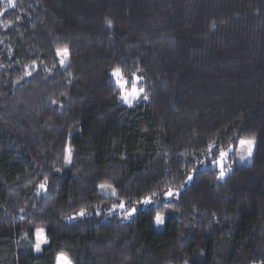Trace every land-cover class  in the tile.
<instances>
[{
  "label": "trees",
  "instance_id": "obj_1",
  "mask_svg": "<svg viewBox=\"0 0 264 264\" xmlns=\"http://www.w3.org/2000/svg\"><path fill=\"white\" fill-rule=\"evenodd\" d=\"M116 66L140 69L147 102H120ZM238 137L255 138L252 160L217 180L207 146L234 156ZM170 187L181 195L165 207ZM153 192L129 221L105 212ZM37 227L50 241L40 253ZM60 252L73 264H264V0H0V264Z\"/></svg>",
  "mask_w": 264,
  "mask_h": 264
},
{
  "label": "snow or ice",
  "instance_id": "obj_2",
  "mask_svg": "<svg viewBox=\"0 0 264 264\" xmlns=\"http://www.w3.org/2000/svg\"><path fill=\"white\" fill-rule=\"evenodd\" d=\"M8 6L14 7V0H8ZM107 26L111 28L112 22L107 21ZM214 27V26H213ZM56 55L59 58V65L60 67H67L68 66V60L70 58V50L67 46H64L63 48H58L56 51ZM26 76L32 75L31 72H26ZM72 74L69 73V76ZM113 81L115 88L118 90L115 95L120 100L121 103L124 105H127L128 107H134L136 104H138L141 100L147 102L149 100L148 93L146 89L141 85V82L144 80V77L140 75V69L137 68L135 72L131 74V76H126L124 70L120 66L113 67L110 74H109ZM71 82V81H70ZM52 104H56V100L51 101ZM255 138L249 137V138H240L238 137V147H239V160L243 162L244 160L251 158L254 151L255 146ZM217 141H212L207 146V152L206 155L210 157V163L218 168V175L216 177L217 180L224 179L226 172L231 169V165H226L225 160L228 157V154L230 151H232L235 147V145H229L228 150H225L224 148H220L218 151V154H214L213 150L217 148ZM67 155L64 157L65 164L70 165L72 163V149L71 147H68L66 149ZM246 154V155H245ZM201 164L204 163V161H200ZM235 163V161H233ZM56 171H60V169H56ZM197 169L194 167L191 172L186 177V183L193 180L194 176L193 173H195ZM46 183H47V177H45V182L39 184V188L41 190H46ZM181 187H184L182 185ZM99 189L104 192H108L112 196H116L117 192L116 189L111 184L101 183L99 184ZM157 193L153 192L150 196H145L141 201H138V203H142L145 205L152 204L155 202L154 198L156 197ZM181 195V191L179 189L173 190L171 187L168 188L163 193L164 201H165V207H170L171 203L174 199H178ZM119 212V214L122 216L123 219H129L132 217L136 212L137 208H127L124 201H120L118 204H113L110 208L107 210L108 215H112L114 213ZM103 213V209L101 207H96L92 210V212H89L86 208H81L77 213H75L73 216L67 217L69 221L76 220L77 218L85 217L86 215H97L100 216ZM166 217L164 213L157 212L154 216V224L156 226H161L165 224ZM28 234L26 233V236ZM34 236V242L32 243L33 250L36 253H40L44 250V246L48 245L50 243L49 239L46 235V230L43 227H37L35 228L34 232L32 233ZM55 264H73V260L64 252H60L56 255L55 258ZM185 264H189L188 261H185Z\"/></svg>",
  "mask_w": 264,
  "mask_h": 264
},
{
  "label": "rangeland",
  "instance_id": "obj_3",
  "mask_svg": "<svg viewBox=\"0 0 264 264\" xmlns=\"http://www.w3.org/2000/svg\"><path fill=\"white\" fill-rule=\"evenodd\" d=\"M3 1H7L8 2V0H3ZM69 147V146H68ZM67 147V148H68ZM228 148H229V146H226V147H224V149L225 150H228ZM254 148H255V146H254ZM233 151H234V149L232 150V151H230L229 152V154H228V157L226 158V160H225V164L226 165H231V169L235 166V165H245V164H249L250 162H251V160H252V157L251 158H248V159H246V160H244L243 162H241L240 160H239V155H240V152H239V147H238V144H237V146H236V148H235V153H234V156H232V154H233ZM253 153H254V151H253ZM218 154V153H217ZM67 155V151H66V154H65V156ZM246 155V154H245ZM253 156V155H252ZM233 161H235V163H233ZM208 164L210 165V166H213L211 163H210V161L208 162ZM215 167V166H214ZM217 168V167H216ZM218 169V168H217ZM230 169V170H231ZM230 170H228L227 172H226V174L230 171ZM219 171V170H218ZM188 183V182H187ZM98 191H99V193L100 194H103V195H106V196H110V197H115V196H112V195H110L108 192H104V191H101L99 188H98ZM120 201H118V203H119ZM117 203V204H118ZM144 206H146L145 204H142V203H137V204H135V205H133L132 207H135V208H137V210L138 209H140V208H143ZM132 207H130V208H132ZM108 208H110V207H108ZM108 208H106L105 209V212L107 213V210H108ZM89 212H92V210H88ZM78 212V211H77ZM77 212H75V213H77ZM75 213H73V214H71L70 216H73ZM115 214V213H114ZM116 214H118V216H119V218L122 220V221H129V220H131L132 218H133V216L135 215H133L132 217H130L129 219H123L122 218V216L119 214V212H117ZM86 216H88V215H86ZM85 216V217H86ZM69 217V216H68ZM81 218H83V217H81ZM77 219H80V218H77ZM76 219V220H77ZM66 220H68L67 218H66ZM74 221V220H73ZM155 227H156V229L157 230H161L162 228H163V225H161V226H156L155 225ZM256 264H258V263H256Z\"/></svg>",
  "mask_w": 264,
  "mask_h": 264
}]
</instances>
